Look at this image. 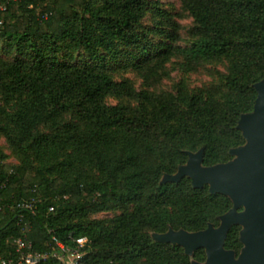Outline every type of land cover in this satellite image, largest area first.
<instances>
[{
  "label": "trees",
  "instance_id": "1",
  "mask_svg": "<svg viewBox=\"0 0 264 264\" xmlns=\"http://www.w3.org/2000/svg\"><path fill=\"white\" fill-rule=\"evenodd\" d=\"M92 1L102 5L91 10L88 0H11L0 13V50L16 54L0 58V134L21 158L18 166L6 165L0 152V204L7 207L0 211V254L15 258L14 240L23 238L48 256L39 264H58L51 257L53 238L70 248L77 247L72 239L86 238L80 249L86 264L204 262V249L190 258L180 246L155 242L152 234L217 226L231 201L210 194L207 186L194 189L186 177L178 183L161 180L185 165L189 152L204 149L203 165L210 167L229 162L230 150L244 144L237 124L253 111L255 85L264 81V0L186 1L195 39L185 47L143 43L133 27L141 18L138 0ZM64 40L73 42L67 48H82L89 61L79 65L69 53L61 55ZM127 49L137 61L169 52L188 65L226 61L228 92L214 100L183 88L151 94L115 83L105 71L107 59ZM107 96L144 107L133 112L110 106ZM63 151L70 161L50 167ZM31 153L40 163L35 171ZM84 164H98L110 177L95 182L80 180V174L72 181L60 171ZM32 200L34 215L8 208ZM124 203L134 210L110 228L73 221ZM240 230L232 227L225 243L236 254Z\"/></svg>",
  "mask_w": 264,
  "mask_h": 264
},
{
  "label": "rangeland",
  "instance_id": "2",
  "mask_svg": "<svg viewBox=\"0 0 264 264\" xmlns=\"http://www.w3.org/2000/svg\"><path fill=\"white\" fill-rule=\"evenodd\" d=\"M186 1L188 0H138L141 18L133 27L134 31L143 37V43H152L156 46L161 44L181 47L190 45L195 39V23L186 9ZM88 3L91 10L98 9L102 5L101 1L88 0ZM83 17L89 18L90 15L83 13ZM169 35H173L174 40H171ZM71 43L73 42L70 40L61 41L64 46L61 55L69 53L73 57V62L79 65L89 61L87 53L82 48L76 46L67 48ZM0 48H4L3 42H0ZM130 51V49L123 50L119 56L107 59L105 71L115 83L127 82L137 91H147L151 94L162 92L177 94L178 90L183 88L190 94L201 93L205 98L214 100H221L228 92L224 83V78L228 75L226 61L199 62L188 65L182 57L171 52L163 55L150 54L146 59L137 61L129 57ZM14 56H16L15 51L7 56L4 50H0V58L3 60H11ZM105 102L110 106H126L133 112L141 111L144 107L141 101L126 97L107 96ZM8 110H13L11 105L8 106ZM0 152L4 156V164L10 166L21 164L19 154L2 134H0ZM30 158L33 171H35L40 167L39 160L34 153L30 154ZM51 158L47 159L46 163H49ZM59 160V162L50 163V167L55 169L60 166L59 163L70 161L67 152H61ZM60 171H63L72 181L76 180L80 174V180L85 181L104 182L110 177V172L103 171L98 164H84L78 170L61 168ZM133 210V204L124 203L117 209L76 217L73 221L81 225L96 224L110 228L119 216ZM170 213L176 215L175 210H170Z\"/></svg>",
  "mask_w": 264,
  "mask_h": 264
},
{
  "label": "water",
  "instance_id": "3",
  "mask_svg": "<svg viewBox=\"0 0 264 264\" xmlns=\"http://www.w3.org/2000/svg\"><path fill=\"white\" fill-rule=\"evenodd\" d=\"M257 98L251 113L240 117L237 129L244 145L230 150L232 159L223 164L204 166V149L188 153V161L174 175H165L162 183H178L189 178L194 189L208 187L212 195L228 197L233 207L220 216V225H209L198 232L175 231L153 234L155 242L183 248L185 255L204 249L206 260L192 264H264V81L255 85ZM239 209H243L239 211ZM233 226H240L243 248L238 256L225 249Z\"/></svg>",
  "mask_w": 264,
  "mask_h": 264
},
{
  "label": "built area",
  "instance_id": "4",
  "mask_svg": "<svg viewBox=\"0 0 264 264\" xmlns=\"http://www.w3.org/2000/svg\"><path fill=\"white\" fill-rule=\"evenodd\" d=\"M11 0H5L0 2V13L6 12L8 9L9 2ZM16 1V0H12ZM3 25V21L0 20V26ZM7 208L4 205L0 204V211ZM12 211L29 212L31 214L36 213L35 201H20L15 205L8 206ZM54 207L50 208V212L54 211ZM72 239V238H71ZM54 242V251L51 254V257L58 261V264H86L82 260L85 256V252H81L80 249H83L87 244L86 238L72 239L77 247L70 248L67 247L64 243L58 241L56 238H53ZM14 245L16 248V257L15 258H5L0 254V264H39L41 261L45 260L48 256L36 253L33 249L31 242H25L23 238H17L14 240Z\"/></svg>",
  "mask_w": 264,
  "mask_h": 264
},
{
  "label": "flooded vegetation",
  "instance_id": "5",
  "mask_svg": "<svg viewBox=\"0 0 264 264\" xmlns=\"http://www.w3.org/2000/svg\"><path fill=\"white\" fill-rule=\"evenodd\" d=\"M230 200V199H229ZM231 201V200H230ZM232 203V202H231ZM232 207H233V204H232ZM232 207H231V209H232ZM230 209V210H231ZM229 210V211H230ZM243 209H239V211H242ZM227 213V212H226ZM224 215V214H223ZM222 216V215H221ZM220 218V217H219ZM210 225H212V224H210ZM220 225V220H219V223H218V225L217 226H214V227H218ZM234 227V226H233ZM240 227V226H239ZM208 228V227H207ZM206 228V229H207ZM241 228V227H240ZM232 229V228H231ZM241 231V230H240ZM230 232V231H229ZM228 237V236H227ZM227 240V239H226ZM239 241H240V232H239ZM226 243V242H225ZM240 243H241V241H240ZM242 244V243H241ZM242 248H243V245H242ZM242 248H241V250H242ZM226 249V248H225ZM200 250V249H199ZM226 250H228V249H226ZM241 250H240V252H241ZM198 251V250H197ZM205 251V250H204ZM230 251H233V250H230ZM196 252V251H195ZM194 252V253H195ZM235 252V251H234ZM240 252H239V254H240ZM185 253V252H184ZM206 254V253H205ZM235 254H236V252H235ZM239 254H236V256H238ZM194 255V254H193ZM189 257V256H188ZM193 257V256H192ZM192 257H190V258H192ZM206 260V259H205ZM194 260H192V262H193ZM192 262H191V264H192ZM196 262H198V261H196ZM199 263H203V262H199Z\"/></svg>",
  "mask_w": 264,
  "mask_h": 264
}]
</instances>
